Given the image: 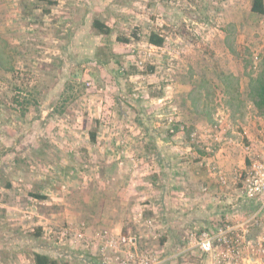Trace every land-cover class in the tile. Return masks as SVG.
<instances>
[{
    "label": "rangeland",
    "instance_id": "1",
    "mask_svg": "<svg viewBox=\"0 0 264 264\" xmlns=\"http://www.w3.org/2000/svg\"><path fill=\"white\" fill-rule=\"evenodd\" d=\"M100 1L79 0L72 9L66 1L58 7L53 0H0V187L14 183L11 202L0 192L3 264H32L31 246L42 242L75 259L65 227L45 224L41 216L59 207L63 178L86 187L81 164H88L78 154L91 148L93 133L129 130L112 124L106 100L130 106L161 96L162 102L149 106L150 115L169 117L166 131L176 134L181 126L174 125L172 115L175 84L182 87L190 78L199 83L201 75L215 83L227 68L222 55L230 48L223 37L264 44V15L250 14L248 0L240 10L231 0ZM96 20L110 32L99 33ZM152 33L164 38L163 47L150 45ZM252 57L244 62L257 75L253 87L258 90L264 84V52ZM211 96L210 108H217V92ZM133 109L125 112L139 116ZM256 110L264 116V105ZM141 187L149 189L146 183ZM143 214L136 218L139 224ZM39 228L41 237L35 239ZM15 245L13 252L24 250L20 258L7 251ZM81 254L88 256L85 250Z\"/></svg>",
    "mask_w": 264,
    "mask_h": 264
},
{
    "label": "crops",
    "instance_id": "2",
    "mask_svg": "<svg viewBox=\"0 0 264 264\" xmlns=\"http://www.w3.org/2000/svg\"><path fill=\"white\" fill-rule=\"evenodd\" d=\"M65 1L72 9L79 4V0H53L58 7ZM243 1L230 3L240 10ZM253 1H247L250 14H256L252 12ZM222 41L230 48L222 55V65L228 61L227 68L221 74L218 72L215 83H208V77L201 75L199 83L194 84L190 78L182 87L175 84L172 111L176 109L172 115L175 126H184L183 133L179 130L169 134V117L157 112L158 115H150L149 106L162 102L161 96H157L159 100L130 106L105 101L112 124L121 125L119 129L127 126L129 130L94 133L91 148L78 154L88 164H81L83 175L87 176L86 187L79 182L69 184L63 178L59 192L62 198L55 202L60 205L42 213L45 224L60 229L85 222L91 237L103 229L138 235V251L157 254L162 264H215L214 255L201 254L179 242V237L192 228L213 233L220 225H228L248 240L261 238L263 231L258 221H264V215L255 218L261 200L252 201L245 196L241 178L251 159L264 158V116L257 114L258 102L253 92L257 75L244 62L263 53L264 44L256 47L260 43L248 37H223ZM258 79L261 81L262 77ZM214 91L218 106L211 109ZM133 107L138 109L139 116L131 117L125 112L133 113ZM120 160L125 167L119 166ZM126 167L132 168L128 171ZM143 183L149 189H142ZM8 184L2 185L0 192L2 197L8 194L7 200L11 202L14 183ZM70 191V196H66ZM140 213H144L143 219H139L143 225L136 219ZM147 219H154L156 226L148 227ZM68 243L71 245L70 240ZM16 247L7 251L20 258L24 250L13 252ZM76 250L81 259L83 250ZM87 254L88 264H99L97 253ZM252 258V264H264L257 255Z\"/></svg>",
    "mask_w": 264,
    "mask_h": 264
},
{
    "label": "built area",
    "instance_id": "3",
    "mask_svg": "<svg viewBox=\"0 0 264 264\" xmlns=\"http://www.w3.org/2000/svg\"><path fill=\"white\" fill-rule=\"evenodd\" d=\"M184 131V127L181 126L180 132ZM171 133H175L173 129ZM241 179L245 196L252 201L261 200L259 212L255 216L257 219L258 216L264 215V158L251 159ZM139 218L141 219L140 216ZM258 223L263 235L253 241L248 240L245 234H240L228 225H220L213 233L192 228L179 237V242L201 254L214 255L215 264H251L254 254L262 258L264 262V221H258ZM145 224L154 227L156 221L147 219ZM87 227V224L83 222L78 227L70 225L62 231L70 235L72 248L97 253L99 264H162L157 254L138 251L141 243V237L138 235L103 229L91 237L87 232Z\"/></svg>",
    "mask_w": 264,
    "mask_h": 264
},
{
    "label": "trees",
    "instance_id": "4",
    "mask_svg": "<svg viewBox=\"0 0 264 264\" xmlns=\"http://www.w3.org/2000/svg\"><path fill=\"white\" fill-rule=\"evenodd\" d=\"M252 12L259 14V15H264V0H254L253 6H252ZM94 27L101 34H108L110 32V30L106 27V25L100 22L99 20H96L94 22ZM164 41L165 40L163 37H160L159 35L155 33H152L149 36V43L152 46L163 47ZM125 42H128V40ZM253 92H254V96L256 97V99H257V96H260L261 98L258 104H260L261 106L264 105V84L263 86H260L258 90L254 88ZM92 138H94V133L92 134ZM8 186L10 185L8 184ZM39 237H41L40 228L35 232V235H33V238L35 239ZM31 247L33 248L32 256H33L34 264H61V262H65V264H76L77 262H79V260H80V263L82 261L89 263V259L87 255H83L81 259H79L80 253L74 252L75 259H72L69 255L63 253L57 247H54L51 243L49 244V243L42 242L40 245L33 244Z\"/></svg>",
    "mask_w": 264,
    "mask_h": 264
},
{
    "label": "water",
    "instance_id": "5",
    "mask_svg": "<svg viewBox=\"0 0 264 264\" xmlns=\"http://www.w3.org/2000/svg\"><path fill=\"white\" fill-rule=\"evenodd\" d=\"M253 263V258L251 259V264Z\"/></svg>",
    "mask_w": 264,
    "mask_h": 264
}]
</instances>
